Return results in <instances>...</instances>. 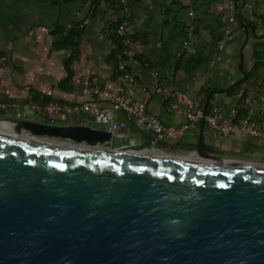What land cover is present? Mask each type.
<instances>
[{"label":"water","instance_id":"water-1","mask_svg":"<svg viewBox=\"0 0 264 264\" xmlns=\"http://www.w3.org/2000/svg\"><path fill=\"white\" fill-rule=\"evenodd\" d=\"M203 130L181 155L0 118V264H264V163L219 157Z\"/></svg>","mask_w":264,"mask_h":264},{"label":"crops","instance_id":"crops-1","mask_svg":"<svg viewBox=\"0 0 264 264\" xmlns=\"http://www.w3.org/2000/svg\"><path fill=\"white\" fill-rule=\"evenodd\" d=\"M17 1H21V7L16 8V15H12V7ZM27 3L26 0H0L1 102H23L35 96L65 103L93 102L75 91L80 77L89 76L103 93L96 101L100 106H107L120 89L118 65L124 62L126 70L135 75L133 100H146L148 123L159 121L177 128L186 122L181 112L170 108L169 101L155 95L146 99L152 83L150 73L156 71L162 85H171L173 90L181 91L188 83L191 97L203 106L208 98H205L206 92L211 91L209 103L212 108L233 111L239 119L249 116L264 129V0H237L234 23L229 20L226 0H115L112 5L102 3L90 26L78 39L79 57L71 66L73 75L67 85L68 91L57 86L65 76L63 61L72 54V49L50 53L52 38L49 31L55 24L65 27L62 20L72 19L69 16L72 14L62 12L61 6L50 2V11L45 12L43 6L36 4L35 15L30 16L28 10L32 7ZM122 19L129 21L126 32L137 59L125 61L119 55L110 59L114 51L110 25ZM184 36L188 37L185 48ZM181 55L186 60L200 57L206 61L185 73L182 67L175 68ZM236 85L228 94L227 91ZM25 119L102 130L90 115L59 116L48 120L25 112ZM116 120L123 121V115L118 114ZM200 124L180 138L181 147L174 146L176 142L167 143L168 146L161 150L193 155L185 148L196 142ZM149 134L148 128L133 122L123 131V135L134 136L141 143ZM203 136L215 154L225 160L264 163L263 141L240 134L216 139L205 124Z\"/></svg>","mask_w":264,"mask_h":264},{"label":"built area","instance_id":"built-area-1","mask_svg":"<svg viewBox=\"0 0 264 264\" xmlns=\"http://www.w3.org/2000/svg\"><path fill=\"white\" fill-rule=\"evenodd\" d=\"M226 6L230 12V22L235 19V1L226 0ZM124 46L123 56L127 60H133L134 52L130 49L131 40L126 32V23L123 22L116 30ZM187 42L183 43V48ZM3 60L0 58V65ZM120 72V89L114 95L107 106H100L96 100L102 97L97 82L89 76H81L75 84V91L80 95H85L93 100L88 103H65L44 98L31 97L23 102H1L0 118L12 121L24 119V113L30 112L53 120L55 117H75L78 115H90L96 125L102 130L110 133L122 134L130 122L143 126L148 123L146 118V100L136 102L133 100V87L135 85V75L126 70L125 63L118 65ZM152 83L147 93V97L155 95L163 101H169L170 108L183 114L186 122L174 128L167 126L159 121L150 122V133L153 137L149 147L158 149L156 145L160 142L174 143L182 136L201 123L211 130L216 139H224L233 135H244L264 142V129L261 128L257 120L246 116L239 119L235 112H223L218 108H211L209 112L203 114V104L194 100L190 94V86L184 84L181 91H175L171 85H162L160 77L156 71L150 73ZM118 114H122L124 120L117 121ZM160 150V149H158Z\"/></svg>","mask_w":264,"mask_h":264},{"label":"trees","instance_id":"trees-1","mask_svg":"<svg viewBox=\"0 0 264 264\" xmlns=\"http://www.w3.org/2000/svg\"><path fill=\"white\" fill-rule=\"evenodd\" d=\"M102 3L112 5L115 3V0H66L64 4L61 3L62 6L69 7V5H74L76 8L78 5L82 6L85 4H89V7L91 9L90 12V19L94 17V14L96 10L100 7ZM51 5H59L58 2H51ZM60 6V5H59ZM122 20H117L116 22L112 23L110 25L111 31V41L114 46V51L110 55V59H114L117 55L121 57L122 60L126 61V58L123 56V50L124 46L121 43V38L116 33V29L123 23ZM73 27L66 29L60 24H55L53 28L49 31V35L52 38V43L50 46V53L55 51H60L66 48L72 49V54L63 61V67L65 76L64 78L58 83V89L62 91H68L69 88H67V85L70 83L72 79L73 72L71 70V66L73 62L79 57V49H78V39L81 35L82 30H76ZM137 59V58H133ZM204 58H192L189 60H186L182 55L178 58L175 68L182 67L185 73H189L193 71L196 67L201 66L205 63ZM144 65L149 66V64L146 62ZM237 87L234 86L233 88L229 89L227 93L229 94L230 91L234 90ZM43 98L42 96H35V98ZM211 98L212 93L211 91H207L205 94V98ZM45 100H49V98L44 97ZM212 106L210 103L207 105V112L211 110Z\"/></svg>","mask_w":264,"mask_h":264},{"label":"rangeland","instance_id":"rangeland-1","mask_svg":"<svg viewBox=\"0 0 264 264\" xmlns=\"http://www.w3.org/2000/svg\"><path fill=\"white\" fill-rule=\"evenodd\" d=\"M28 3V6H31L32 8H29L28 10V13L30 16H34L35 15V6L37 4L38 7H41L43 6L45 12H48L51 10V8L48 6V4L50 2H58V4L62 7V12H70L72 15H69L72 19H68V20H62L63 23H65V27L67 29L73 27L76 29V30H84L86 29L87 27L90 26L91 24V19H90V12H91V9L89 7V4H85V5H78L77 8L74 6V5H69V7H65V6H62V4L65 3L66 0H26ZM235 1V5H236V1L237 0H234ZM20 2L21 1H17L16 3H14L13 7H12V15H16L17 12H18V9L16 8H19L21 7L20 5ZM24 2V1H23ZM4 7L5 5L2 7V11L4 10ZM4 15V14H3ZM1 18V17H0ZM3 18V16H2ZM116 19L115 17L113 18V20ZM128 20V19H127ZM127 20L125 21L126 23V27H127ZM72 22V23H71ZM184 41H187L188 42V37L187 36H184ZM130 49H132V47L130 46ZM24 120V119H23ZM21 120V121H23ZM26 120V119H25ZM20 122V121H19ZM187 151V153H193V149L190 147H186L185 148ZM176 154V153H175Z\"/></svg>","mask_w":264,"mask_h":264}]
</instances>
